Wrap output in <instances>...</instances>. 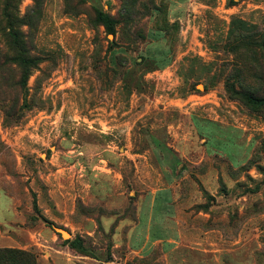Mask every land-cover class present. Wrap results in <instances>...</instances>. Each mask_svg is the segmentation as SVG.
<instances>
[{
    "label": "rangeland",
    "instance_id": "374dc122",
    "mask_svg": "<svg viewBox=\"0 0 264 264\" xmlns=\"http://www.w3.org/2000/svg\"><path fill=\"white\" fill-rule=\"evenodd\" d=\"M11 3L40 62L23 92L0 20V249L264 264V107L228 94L264 98V0Z\"/></svg>",
    "mask_w": 264,
    "mask_h": 264
},
{
    "label": "trees",
    "instance_id": "16d2710c",
    "mask_svg": "<svg viewBox=\"0 0 264 264\" xmlns=\"http://www.w3.org/2000/svg\"><path fill=\"white\" fill-rule=\"evenodd\" d=\"M12 8L11 0H0V20L5 31L7 30V44L9 49L12 50L10 59L18 68L19 80L17 84L23 91L31 70L38 65L40 59L36 56H29L27 47L20 33L15 30V27L18 26L20 22L15 18ZM94 20L98 25L103 27L107 34L115 35L114 18L99 9H95ZM259 47L264 55V43H261ZM228 94L231 99L240 100L250 108L264 107V98H259L251 93L243 91H235L232 86H229ZM41 220L46 224L49 223L44 217H41ZM65 242L69 243V241ZM70 245L80 246V243H78L76 239L72 241ZM32 262L33 257L28 252L8 248L0 249V264H32Z\"/></svg>",
    "mask_w": 264,
    "mask_h": 264
},
{
    "label": "water",
    "instance_id": "95a60500",
    "mask_svg": "<svg viewBox=\"0 0 264 264\" xmlns=\"http://www.w3.org/2000/svg\"><path fill=\"white\" fill-rule=\"evenodd\" d=\"M55 231L61 236L62 239H66V237L69 235L65 230L60 228H55Z\"/></svg>",
    "mask_w": 264,
    "mask_h": 264
},
{
    "label": "crops",
    "instance_id": "0c3cea01",
    "mask_svg": "<svg viewBox=\"0 0 264 264\" xmlns=\"http://www.w3.org/2000/svg\"><path fill=\"white\" fill-rule=\"evenodd\" d=\"M154 201H155V200L152 199V201H151V205H152V206H153V204H154ZM148 208H150V205H148ZM147 211H148V212H147V215L150 216V211H149L148 209H147ZM148 213H149V214H148ZM148 218H149V217H148Z\"/></svg>",
    "mask_w": 264,
    "mask_h": 264
}]
</instances>
